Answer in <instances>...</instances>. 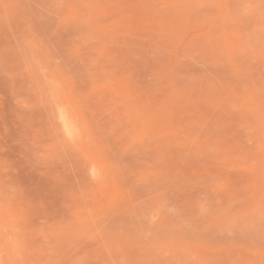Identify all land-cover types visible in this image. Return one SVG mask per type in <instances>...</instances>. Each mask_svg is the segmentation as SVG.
<instances>
[{"label": "rangeland", "instance_id": "obj_1", "mask_svg": "<svg viewBox=\"0 0 264 264\" xmlns=\"http://www.w3.org/2000/svg\"><path fill=\"white\" fill-rule=\"evenodd\" d=\"M0 251L264 264V0H0Z\"/></svg>", "mask_w": 264, "mask_h": 264}, {"label": "bare ground", "instance_id": "obj_2", "mask_svg": "<svg viewBox=\"0 0 264 264\" xmlns=\"http://www.w3.org/2000/svg\"><path fill=\"white\" fill-rule=\"evenodd\" d=\"M64 120V119H63ZM64 124H66V123H64ZM68 124V123H67ZM67 124H66V126H67ZM68 127V126H67ZM66 127V128H67ZM68 129V128H67ZM69 130V129H68ZM54 230V229H53ZM53 233V232H52ZM58 235V234H57ZM52 236H53V234H52ZM65 237V236H64ZM62 241H64V239L62 240ZM24 242V241H23ZM2 244V243H1ZM11 244V243H10ZM65 244V243H64ZM30 245V244H29ZM28 246V245H27ZM6 247V246H5ZM41 248V247H40ZM55 248H57L56 246H55ZM2 250V249H1ZM11 250V249H10ZM55 251V250H54ZM59 251H61V250H59ZM1 252V251H0ZM14 253V252H13ZM50 253V252H49ZM2 254V253H1ZM4 254H6V253H4ZM11 254V253H10ZM8 255V256H10L11 257V255ZM3 255V254H2ZM25 255V254H24ZM6 256V255H5ZM5 256H3V258H5ZM55 256V255H54ZM60 256V255H59ZM9 257V259H11ZM53 257V256H52ZM6 258H7V256H6ZM13 260V259H12ZM12 260H10V261H12ZM61 260V259H60ZM64 260V259H63ZM15 261V260H14ZM49 261V260H48ZM27 263V262H26ZM53 263H55V262H53ZM0 264H11V263H9V262H7V261H5V259H2V256H1V258H0Z\"/></svg>", "mask_w": 264, "mask_h": 264}]
</instances>
